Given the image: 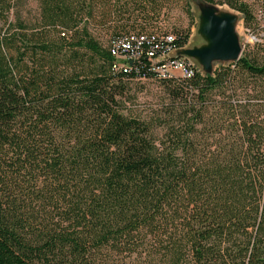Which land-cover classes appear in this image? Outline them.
<instances>
[{
    "label": "trees",
    "instance_id": "1",
    "mask_svg": "<svg viewBox=\"0 0 264 264\" xmlns=\"http://www.w3.org/2000/svg\"><path fill=\"white\" fill-rule=\"evenodd\" d=\"M82 2L39 0L30 29L0 0V264H117L146 248L264 264V59L159 80L174 102L158 140L123 114L126 82L157 79L154 66L112 71L79 27Z\"/></svg>",
    "mask_w": 264,
    "mask_h": 264
},
{
    "label": "rangeland",
    "instance_id": "2",
    "mask_svg": "<svg viewBox=\"0 0 264 264\" xmlns=\"http://www.w3.org/2000/svg\"><path fill=\"white\" fill-rule=\"evenodd\" d=\"M216 9L230 13L238 25L236 36L240 47V58L254 62L264 59V0H211ZM81 22L79 27H86L88 34L102 48L107 49L112 38L129 35L171 34L174 37L186 33L188 39L182 48L203 45L200 37V21L207 19L209 14L196 7L189 0H83ZM227 4L247 8L249 19L242 21L240 15L234 13ZM222 12V11H221ZM23 27L30 29L39 27V0H13L7 23L14 24L16 19ZM6 27L0 22V29ZM172 50L169 55L178 50ZM182 57L194 70L202 73L217 69L226 64L212 61L205 65L200 58L184 55ZM178 73L175 72L176 78ZM171 91V90H170ZM167 83L157 79H134L126 82L124 115L147 122L155 139H161L166 129L157 124L170 103L174 102ZM144 249L136 255L123 258L115 257L117 264H174L171 256L148 254ZM172 257L176 260L174 254ZM177 262V261H176Z\"/></svg>",
    "mask_w": 264,
    "mask_h": 264
},
{
    "label": "built area",
    "instance_id": "3",
    "mask_svg": "<svg viewBox=\"0 0 264 264\" xmlns=\"http://www.w3.org/2000/svg\"><path fill=\"white\" fill-rule=\"evenodd\" d=\"M175 37L167 34L125 35L112 38L108 51L114 60L112 71L129 73L135 64L142 59L154 66V73L158 80L177 77L189 79L194 75L182 58L169 59V53L178 49L174 46Z\"/></svg>",
    "mask_w": 264,
    "mask_h": 264
},
{
    "label": "water",
    "instance_id": "4",
    "mask_svg": "<svg viewBox=\"0 0 264 264\" xmlns=\"http://www.w3.org/2000/svg\"><path fill=\"white\" fill-rule=\"evenodd\" d=\"M189 1L209 14L207 19L200 21V37L203 45L182 50L178 49L172 52L168 58L178 59L185 58L184 55L194 56L200 58L205 65H209L214 60L226 62L221 67L236 63L240 59V47L236 36L238 25L232 15L223 10L219 11L215 5L208 4L202 0ZM236 13L240 15L243 21V16L238 12ZM215 70L216 68L202 73L195 69L201 76L212 75Z\"/></svg>",
    "mask_w": 264,
    "mask_h": 264
},
{
    "label": "bare ground",
    "instance_id": "5",
    "mask_svg": "<svg viewBox=\"0 0 264 264\" xmlns=\"http://www.w3.org/2000/svg\"><path fill=\"white\" fill-rule=\"evenodd\" d=\"M188 67H190V69H192L190 65H188Z\"/></svg>",
    "mask_w": 264,
    "mask_h": 264
}]
</instances>
